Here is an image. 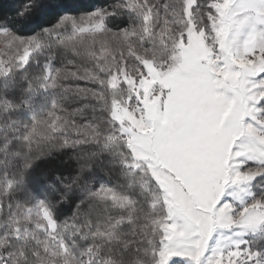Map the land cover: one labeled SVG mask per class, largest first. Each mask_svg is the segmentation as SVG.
Listing matches in <instances>:
<instances>
[{
    "label": "trees",
    "instance_id": "1",
    "mask_svg": "<svg viewBox=\"0 0 264 264\" xmlns=\"http://www.w3.org/2000/svg\"><path fill=\"white\" fill-rule=\"evenodd\" d=\"M65 2L61 15L78 21L97 9L115 13L107 16V30L143 48L141 39H149L154 47L147 50L159 53L161 39L152 22L144 24L139 8L128 10L133 0ZM0 3L18 8L22 0ZM148 3L159 7V0ZM169 3L176 6L178 0ZM4 12L12 17L0 21L12 25L7 32L26 40L60 14L44 15L21 33L14 13ZM45 40L26 66L0 74V264L4 256L8 264H61L63 256L67 264H152L155 222L163 218L166 203L158 182L132 167L127 139L110 123L113 94L99 83L105 77L97 65L114 69L115 59L96 56L86 33L76 35L75 51L52 37ZM256 186L255 193L264 190ZM36 203L51 214L56 238L33 223L28 229L34 234L23 232L16 210ZM249 242L264 251V224ZM59 254L64 255L56 260Z\"/></svg>",
    "mask_w": 264,
    "mask_h": 264
},
{
    "label": "snow or ice",
    "instance_id": "2",
    "mask_svg": "<svg viewBox=\"0 0 264 264\" xmlns=\"http://www.w3.org/2000/svg\"><path fill=\"white\" fill-rule=\"evenodd\" d=\"M127 7L131 11L139 8L144 24L151 21L152 32H161L163 38L156 47L163 51L158 60L151 59L150 65L145 63L149 55L131 53V67L122 57L114 69L105 70L98 63L105 77L99 83L113 94L111 103L126 109L145 126L151 125L152 121L143 115V81L152 79V68L161 74L185 68L184 75L203 90L202 107L209 126L218 128L220 136L221 180L217 191L205 207L187 187H182L184 204L165 205L163 218L155 222L152 264H264V251L253 250L251 243L242 239L249 232L260 231L264 224V190L259 194L251 191L257 183L264 186V0H178L176 6L169 0H159V7L148 0H133ZM66 8L65 0H22L18 8L0 3V21L12 20L4 9L13 12L16 30L21 33L39 24L42 16L60 13L55 23L32 32L35 35L28 38L26 54L19 57L22 67L30 62L32 51L46 44L45 37L66 43L75 51L73 41L86 31L83 25L91 27L96 21L106 25L107 16L115 15L97 9L80 16L78 23L76 17L61 15L60 10ZM158 24L162 27L156 28ZM10 27L0 23L5 32ZM162 29L171 36L164 35ZM141 44L146 50L154 47L149 39L142 38ZM149 93V100L159 96V112H164L166 102L171 104L175 98L172 88L160 81L151 84ZM110 123L118 126L124 137L131 136L129 128L136 131L135 124L122 121L111 110ZM128 148L131 152L136 145L129 144ZM229 187L240 190L230 193L232 200L224 194ZM245 196L250 199L245 200ZM232 229L239 230L231 235L223 231Z\"/></svg>",
    "mask_w": 264,
    "mask_h": 264
},
{
    "label": "rangeland",
    "instance_id": "3",
    "mask_svg": "<svg viewBox=\"0 0 264 264\" xmlns=\"http://www.w3.org/2000/svg\"><path fill=\"white\" fill-rule=\"evenodd\" d=\"M83 27L86 29L83 33L89 34L92 38L96 56H110L115 59L117 65L122 57L129 62V67H131L134 62L130 53L138 54L140 57L149 55L150 59L145 63L150 65L151 59L158 60L163 51L159 49L158 55L154 54V50H146L126 35L107 30L101 21L94 22L91 27L87 25ZM158 34V38L162 40V35L159 32ZM27 41L28 39H19L0 29V74L5 73L6 69L14 65H21L19 57L26 54ZM185 71V68L178 67L166 74H161L159 69L152 68L149 72L152 79L145 78L143 81L146 107L143 115L152 121L151 125L145 126L142 120L137 121L126 109H120L115 104L113 112L122 121L130 120L136 125V131L129 128L131 136L126 137L128 144L136 145V148L132 150L133 157H136V159L133 158L132 167L135 170L148 172L158 182L162 188L163 201L166 205L169 207L182 206L186 197L181 188L187 187L189 194L207 207L221 180L218 158L220 136L218 128L209 126L207 113L202 107L203 90L198 82L193 83L189 76L184 75ZM156 81H160L164 87L172 88L175 94L171 104L166 102L164 112L158 110V95L153 96L151 100L148 99L149 87ZM224 182L226 183V180ZM256 187L254 185L251 191L256 192ZM234 191L240 192L238 188L229 187L224 193L228 200H232L230 193ZM240 194L243 195V193ZM244 198L245 200L250 199L247 196ZM16 216L24 225L23 229L21 228L24 233H35L31 228L28 229V224L33 223L47 231L51 237L56 238V223L49 211L42 205L38 203L21 205L16 210ZM262 225H260L261 230ZM238 230L223 231L231 235L232 232ZM261 230L255 234L249 232L242 239L249 241L250 237L260 234ZM234 238L240 239V237ZM241 247H246V245L242 244ZM63 255L59 254L55 259L60 260ZM5 257L2 258V263L8 264ZM63 257L61 264H67L69 259L66 256Z\"/></svg>",
    "mask_w": 264,
    "mask_h": 264
}]
</instances>
